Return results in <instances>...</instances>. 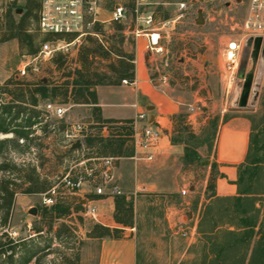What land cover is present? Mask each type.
I'll return each instance as SVG.
<instances>
[{"label": "rangeland", "instance_id": "rangeland-1", "mask_svg": "<svg viewBox=\"0 0 264 264\" xmlns=\"http://www.w3.org/2000/svg\"><path fill=\"white\" fill-rule=\"evenodd\" d=\"M13 0H0V14L4 15L9 3ZM177 0H172L175 2ZM247 0H215L211 7H201L204 23L198 25V13L185 17L175 24L172 20L177 15L174 6L166 7L170 13V20L163 25H157L158 33L161 35L163 53L154 54V61L151 67V77L158 87H166V91L185 101H198L194 104L199 109L206 126H197V136L207 139V143L198 148L202 158L200 164L191 166L197 177L203 180L207 176L208 163L212 154V140L210 133L205 130L211 121L218 119L220 122L231 118L242 111L239 108V101L243 91L244 82L240 79L242 75L253 76V85L250 92L247 111L252 115L257 129L256 140L258 145L264 143V60L262 55L256 58L253 54V45L245 44L240 55V66L238 70L237 83L228 94L224 91L221 82V72L224 65V50L228 42L236 38V33L231 32V24L240 23L245 16ZM117 3L127 4V0H104L101 3L98 20L104 22V36L99 37L106 45L112 43L108 37L117 33L111 26L112 11ZM222 9V12H220ZM216 11L217 14L211 13ZM232 18V22L230 21ZM18 19V18H16ZM125 41L117 44L127 53L134 52V37L130 34L135 31L134 20L131 18L125 24ZM133 27V28H132ZM118 41V40H116ZM117 43V42H116ZM67 44V43H66ZM89 45L86 38L80 40L64 51L68 55L64 71L56 70L51 60H42L37 63L38 71L32 70L31 58L21 51L18 40H12L0 44V87L9 79L22 83L33 84L40 81L44 83H62L63 76L78 66L77 59L82 46ZM107 46V45H106ZM108 61L97 62L93 70L106 69ZM25 68L26 75L21 76L20 71ZM8 96L0 93V104L8 102ZM47 102H53L47 100ZM46 102V103H47ZM43 103L40 110L43 109ZM67 112L62 120H48V133L45 134L41 127H34V134L26 144L19 141L23 147L19 150L10 148L7 151V158L13 164L22 168L24 174H31L36 168L41 181L49 185L59 186V192L55 195L58 201H64L75 206L84 205L83 199L86 195L94 193L95 189L89 178L86 179L83 189L74 193L63 186L62 180L69 170L72 171V178L76 175L85 176L86 168L98 166L97 162H89L86 165H79L80 160L85 158V139H68L66 137L70 125L85 123L94 124L91 116V108H79L71 105H64ZM65 123V131L51 132V130ZM44 125V124H42ZM191 132L192 127L187 125ZM13 138V135H0V139ZM183 137H186L184 134ZM36 138V139H35ZM35 139V140H34ZM80 141L83 145L73 150V146ZM206 163V164H205ZM120 172V191L127 194V174ZM16 178L13 174L0 172V180ZM118 178V177H117ZM107 194L110 193L109 185L105 184L100 177L96 180ZM22 186L14 199L10 211V218L4 225L0 220V238L2 241L11 239L17 246L14 260L19 261L24 253L33 249L36 256L29 264H117L118 261L102 259L103 241L87 238V233L94 225L99 224L85 214V209L74 213L68 219L54 221L53 229L49 230V221L44 220L40 213L45 206L42 194L26 195L23 191L28 187V181L18 180ZM164 197V198H162ZM161 198L152 194L139 192L132 196L134 202L136 229L134 232L137 250V264H201L203 257V246L192 245L183 239L177 232L179 226H184L187 221L186 214L182 223H176L184 210L183 201L177 196L165 194ZM50 207V206H48ZM36 208L37 215L29 213L30 209ZM177 212H179L177 214ZM99 221L107 223L110 216L108 207L103 205L99 208ZM1 215V214H0ZM175 223L177 226L174 229ZM172 227V229L170 228ZM69 229L63 232L61 238L56 237L59 228ZM35 228H41L42 232L37 234ZM63 228V229H64ZM25 248V250H24ZM122 249H120L121 251ZM120 251H117L118 253ZM9 255V253H7ZM5 257L1 258V262ZM209 261V260H208Z\"/></svg>", "mask_w": 264, "mask_h": 264}, {"label": "trees", "instance_id": "trees-1", "mask_svg": "<svg viewBox=\"0 0 264 264\" xmlns=\"http://www.w3.org/2000/svg\"><path fill=\"white\" fill-rule=\"evenodd\" d=\"M39 9L40 0H13L9 3L4 15L0 14V44L18 40L22 52L29 56H37L44 43L65 42L72 44L77 39V35L46 33L38 41V35L30 33L29 28L37 26ZM16 14L19 16L18 19H16ZM156 17L161 22H167L171 18L170 13L162 6L157 7ZM111 26L117 33L109 36L108 40L115 41V43L109 45L106 41V46L99 39L100 35L104 36L105 25L101 22L95 23L92 33L86 37L89 45L82 46L79 51L78 66L63 76L65 81L62 83L50 84L40 81L27 84L15 81L12 78L0 87L1 95L9 98L8 102L0 104V135H13V138L0 139V172L13 174L16 177L15 179L0 180V220L4 225L10 218L15 196L23 186L18 183V180L28 181V187L23 191V194L26 195L42 194L46 197H52L50 192L58 185H49L46 181H41L36 168L31 170V174H24L22 168H19L7 158V151L10 148L19 150L23 147L19 141H23L26 144L24 147L29 148L28 144L34 138L31 137L35 132L34 127L42 126L41 130L45 134L48 133V120L45 119L43 109L40 110L42 103L44 105L47 100H52V103L57 105L91 106V116L95 123L92 124L94 133L87 137L84 142L85 148L89 150L85 154L86 159L93 157L114 158L116 164L119 159L133 155V121L103 119L95 90L97 86H119L122 85L124 80L133 83L135 79V54L134 52L126 53L120 47L125 41L126 25L111 22ZM117 44L121 45L117 46ZM50 60L56 70L64 71L68 55L64 52H57L53 54ZM104 60L108 61L106 69L102 71L93 70L94 64ZM186 119L187 116L184 114L175 117L177 135L172 139L174 144H185L183 156L185 168L202 162L198 148L204 146L208 141V138L202 139L191 132L185 124ZM228 119L226 118L225 121ZM66 128L65 123H61V125L54 127L51 132L65 131ZM217 128L218 119H215L205 129L207 133H210L212 142H214ZM104 130L108 133L107 137L102 136ZM184 134H186V137H183ZM214 168L215 165H212V175L208 185V190L211 192L214 191ZM237 185L240 196L264 195V143L257 147L253 154L251 153L247 157L246 164L240 167ZM56 192L58 194L59 187ZM83 208L81 204L73 206L64 201H58L54 197V204L50 207L45 205L41 209L40 215L44 220L49 221L47 226L49 230H52L54 221L68 219L74 213L79 214ZM253 209L239 197L232 201L229 200V204L219 210V213L231 225H235L236 218H239L238 225L245 228V231L240 234L224 231L219 235L207 236L206 243L203 245L201 264H264V235L253 249L250 248L255 236L254 228L257 222L246 216ZM256 212L258 211L256 210ZM134 218L133 200H128L124 194L116 195L114 196L113 219L122 228H110L96 224L87 233V238L99 241L123 240L125 238L124 228H134ZM211 222L210 230L213 231L217 226V222L214 220H211ZM63 228H59L57 231V238H61L63 232L69 230ZM34 231L40 234L42 229L35 228ZM6 238L7 240L4 242L0 238V264H29L36 256L33 249H26L24 256L19 261L14 260L16 249L22 246L14 244L11 239H8V236ZM210 255L214 256L211 260H209ZM2 257H5L4 262H1Z\"/></svg>", "mask_w": 264, "mask_h": 264}, {"label": "crops", "instance_id": "crops-1", "mask_svg": "<svg viewBox=\"0 0 264 264\" xmlns=\"http://www.w3.org/2000/svg\"><path fill=\"white\" fill-rule=\"evenodd\" d=\"M153 2L156 4L168 3L170 5L166 7H170L176 1L153 0ZM166 7L163 8L166 10ZM16 15V18H18V14ZM137 29L138 27L135 26V31ZM29 32L36 33L38 41L45 34L40 32L38 24L35 28H29ZM134 32H130V34L134 37L135 42V79L130 85L97 86L95 90L98 97V106L101 109L102 118L105 120L135 121L139 114L145 113L147 119L144 122H138L139 128L149 125L159 129L163 133V138L156 147L149 149L134 147L132 156L119 159L115 164L113 185L119 188L117 180L120 178V172H125L124 174H127V194L124 192L122 194L126 195L128 200H133L132 196H135L142 189H145L147 194H152L154 197L161 198L165 194H170L182 199L184 210L181 211L182 214L176 220V223L183 222V214L185 213L187 221L183 224L186 228L189 227L192 230L191 237L187 241L192 245L202 246L206 243V237L209 235H219L224 231L240 234L245 231V228L238 225L239 218H236L235 225H231L219 213L222 207L229 204V200L232 201L241 197L245 204L258 211L256 212L253 209L246 216L257 222L254 228L255 236L250 246L253 249L264 235V195L240 196L237 185L240 167L245 165L247 157L251 153L253 154L257 147H260L256 140L258 131L255 128L254 119L250 113L244 111L248 107L240 108L242 111L237 112L235 116L227 121L220 122L218 125L211 158L208 163L207 176L200 180L192 167L185 168L183 162L185 144H174L172 142L173 137L177 135L175 117L180 114L187 116L185 124L190 125L196 135L198 134L197 126H206V120L203 118L202 113H199V109L194 107V104L198 101H185L167 92L166 87H158L154 84L151 77L154 53L149 49L148 31L144 30L139 36H135ZM27 57L31 58L32 62L36 58V56L29 55ZM34 64L36 63L34 62ZM74 107L91 108L87 105ZM190 109H194V111L191 112ZM102 136L107 137L108 133L104 130ZM149 156H152L153 159L149 160ZM212 165H215L213 192L208 190ZM184 190L187 191L186 197L181 195ZM86 196L87 198L83 199V203L85 201L91 202L98 208V211L103 205L108 207L110 216L107 223L101 221L96 223L110 228H122L113 219V196L107 194L100 197L95 193H89ZM211 220L217 222V226L213 231L210 230ZM134 223V228H124L125 238L123 240H102L103 260L109 261L111 258L117 260V264H137L134 235L136 229L135 218ZM176 223L174 229L177 226ZM170 228L172 229L171 226ZM120 249L122 250L120 251ZM213 258L214 256H209V260Z\"/></svg>", "mask_w": 264, "mask_h": 264}, {"label": "built area", "instance_id": "built-area-1", "mask_svg": "<svg viewBox=\"0 0 264 264\" xmlns=\"http://www.w3.org/2000/svg\"><path fill=\"white\" fill-rule=\"evenodd\" d=\"M104 0H40V9L38 12V27L40 32L57 35H77V39L72 44L65 42H49L42 46L38 56L33 60L36 64L32 65L34 72L38 71L37 63L51 58L57 52H64L68 47L80 44V40L86 38L92 33V28L98 20L101 3ZM122 1V0H121ZM215 0H177L173 6L176 8L177 15L172 20L175 24L185 17L197 14L201 7H212ZM168 3L156 4L153 0H127V4L117 3L112 11L111 22H119L126 24L129 19L134 20V25L138 29L134 32L135 36H139L144 30L148 31L149 49L156 55L163 53L161 45V35L156 29L157 25H163L156 17V9L159 6H169ZM222 12V9L221 11ZM214 15L216 11H212ZM232 22V18H230ZM104 23V22H101ZM140 27V28H139ZM230 30L236 33V38L230 40L224 50V65L221 72V82L226 93H230L237 83L238 70L240 66V55L245 44L249 40H256L258 38L264 41V0H247L245 16L240 23L231 24ZM21 76L26 75L25 68L20 71ZM123 85H130L127 80L122 81ZM191 112L194 109H190ZM44 116L46 120H62L67 112L65 106L57 105L52 102H47L43 106ZM147 119V114L141 113L137 119L133 121L134 129V147L142 149H149L156 147L163 138V133L159 129H155L149 125L139 128L138 122H144ZM92 124L78 123L70 125L66 137L68 139L76 140L86 139L94 133ZM106 131V130H105ZM107 132V131H106ZM85 148V147H84ZM85 148V152H88ZM149 160L153 157L149 156ZM114 158H89L82 159L79 165H86L89 162H97L98 166L86 168L85 176L76 175L72 178V171L70 170L62 180L63 186L68 190L79 193L87 178L90 179L95 195L105 196L107 193L103 186L96 182L97 177H100L105 184L109 185L110 196L121 195L122 192L113 185ZM57 185L50 192L52 197L44 196L46 206L54 204V197L57 194ZM140 192L146 193L145 189ZM183 197L187 196V191L181 192ZM85 214L95 222L99 221V211L91 202L85 201L83 205ZM177 232L185 240L191 237V228L179 226Z\"/></svg>", "mask_w": 264, "mask_h": 264}, {"label": "water", "instance_id": "water-1", "mask_svg": "<svg viewBox=\"0 0 264 264\" xmlns=\"http://www.w3.org/2000/svg\"><path fill=\"white\" fill-rule=\"evenodd\" d=\"M196 23L198 25H201L204 23V18L202 13L199 11L198 13V19L196 21ZM249 44L253 45V54L256 58H258L260 55H262V59L264 60V41L260 38L252 41L249 40L248 42ZM240 79L244 82L243 84V91L240 97V101H239V108H247L248 107V101L250 98V92H251V88L253 85V76L252 75H242L240 77ZM82 145V143L80 141H78L74 146H73V150L77 149L78 147H80ZM31 215L36 216L37 215V209L33 208L30 210L29 212Z\"/></svg>", "mask_w": 264, "mask_h": 264}]
</instances>
